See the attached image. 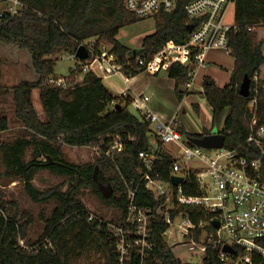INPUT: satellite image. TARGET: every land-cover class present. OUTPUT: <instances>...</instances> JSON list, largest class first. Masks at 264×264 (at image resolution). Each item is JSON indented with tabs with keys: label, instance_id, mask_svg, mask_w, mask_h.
Returning <instances> with one entry per match:
<instances>
[{
	"label": "trees",
	"instance_id": "1",
	"mask_svg": "<svg viewBox=\"0 0 264 264\" xmlns=\"http://www.w3.org/2000/svg\"><path fill=\"white\" fill-rule=\"evenodd\" d=\"M18 2L22 8L17 14L0 17V42L27 50L37 78L21 81L11 88L13 117L25 128V132L12 140L0 141V182L2 179L17 181L32 203L45 206L53 202V207L47 214L39 213L43 229L36 239L31 240L27 231L33 224V218L23 216L17 204L8 202L0 189V264H97L98 260H103V264H119L112 225L84 206L78 197V190L86 184L93 187L99 198L118 212L116 224L127 211L126 193L129 188L136 189V205L150 208L152 215L156 214L158 200L141 181L143 169L138 156L140 152L152 149L149 124L129 112L128 97L112 95L93 71H82L81 66L93 59L90 52L89 57L80 62L81 66L75 65L68 75L62 77L67 88L55 87L48 80L58 78L54 74L55 61L51 56L61 52L74 54L79 45L90 39H94L97 48L103 44L115 54L116 63L121 66L125 77L131 78L144 72V67L134 60V50L116 39L121 27L138 19L126 11L123 0ZM6 4L7 0H0V6ZM234 22L237 29L228 33L229 54L233 59L229 81L219 87L213 78L206 75L201 82V93L211 111L212 128L218 127L222 121L218 132L224 135L223 147L248 160L259 159L256 175L264 179V138L260 139L259 145L247 140L250 135L256 137L257 128L264 125V78L259 76L264 66V0H236ZM253 26L263 30L260 36L257 29L248 30ZM187 35L182 8L160 13L155 17V31L142 39L140 50L148 60L164 45L182 43ZM161 71L159 69L155 74ZM165 72L174 80V92L180 100L185 91L179 87L191 82V69L177 62ZM79 73L83 75L77 81ZM244 76L249 80L246 97L239 94ZM35 89L39 93L44 120L39 119L33 106L32 92ZM252 101L251 108L249 104ZM226 110L228 112L223 117ZM253 117L255 124L252 125ZM8 125V117L1 113L0 132L7 130ZM179 131L188 140L210 133L204 129L199 134H192L182 127ZM114 141L121 144V150L106 156L105 152ZM63 145L93 146L101 152V157L96 164L76 165L64 158ZM172 160L168 153L162 152V160L156 168L160 179L169 180ZM39 171L68 178L67 188L62 190L58 185L46 190L38 189L33 179ZM104 171L112 174L106 175ZM102 187L109 188L111 194L105 197ZM182 187L186 194H199L192 174ZM179 211L192 222L201 220L204 223L203 227L188 236V240L198 242L203 230L210 234L214 232L208 222L215 214L180 206L171 215ZM90 215L93 217L89 218ZM156 216L152 224V249L143 260L135 249H131L126 262L192 264L182 262L173 255L163 236L167 225L159 215ZM257 244L264 247V239L258 240ZM233 248L234 253L227 255V262H223L219 259V246L212 242L206 244L201 264H234L243 250L238 246ZM251 263L264 264V259L254 252Z\"/></svg>",
	"mask_w": 264,
	"mask_h": 264
},
{
	"label": "built area",
	"instance_id": "2",
	"mask_svg": "<svg viewBox=\"0 0 264 264\" xmlns=\"http://www.w3.org/2000/svg\"><path fill=\"white\" fill-rule=\"evenodd\" d=\"M235 1L123 0L126 11L137 19L155 18L160 13H170L182 8L186 26L193 25L182 43L164 45L148 60L145 53L139 50L133 53L135 62L144 67V71L156 73L177 62L187 66H201L211 50L230 53L228 33L236 30L237 25L234 15L233 21H229L227 15ZM21 8L18 0H7V7L0 10V17L7 14L13 16ZM255 29L256 26L248 27L249 31ZM90 43L87 44V49L93 54L92 61L101 64L104 74L124 76L121 66L116 63L115 54L107 46L102 44L97 48L94 40ZM67 55L66 57L76 59L74 54ZM48 83L61 89L67 88L63 78H50ZM191 83L192 80L185 87L188 89ZM148 102L149 97L144 94L130 99L139 117L149 124L152 132V149L140 152L138 156L143 169L141 181H144L146 189L158 200V205L156 214L152 215L150 208L135 204L136 189L127 190V211L119 224L112 225L113 236L117 239L119 264H128L126 260L131 249H135L141 260L152 249V224L157 219L156 215L167 225L164 237L167 231L174 229L175 233L187 239L194 230L203 227V221L192 222L182 211L172 216L171 213L180 206H190L215 214L208 223L213 226L212 244L219 246L220 261L227 262V255L230 254L222 251L224 245L242 248L243 254L236 258L234 264H252L251 254L254 252L264 259V247L257 244L258 240L264 239V179L256 175L259 159L248 160L236 151L224 147L205 149L192 144L180 133L175 117L169 121H161L150 109ZM250 104L253 106V101ZM251 124H255L254 117ZM261 138H264V125L257 128L256 137L250 135L247 140L259 145ZM169 144L181 150L179 156L173 153ZM113 150H121L118 141H114L105 155ZM162 152L173 158L169 166L168 181L160 179L156 171L162 160ZM190 162L193 164H188ZM191 174L199 194L189 195L183 190L182 183ZM174 176L181 178L176 185L171 181ZM92 217L90 215L89 218ZM214 222L218 223L217 228L214 227ZM186 242L196 244L192 240ZM199 248L204 252L206 247Z\"/></svg>",
	"mask_w": 264,
	"mask_h": 264
},
{
	"label": "rangeland",
	"instance_id": "3",
	"mask_svg": "<svg viewBox=\"0 0 264 264\" xmlns=\"http://www.w3.org/2000/svg\"><path fill=\"white\" fill-rule=\"evenodd\" d=\"M7 4L0 6L1 8H6ZM234 7L231 6L227 15L229 21H233ZM155 31V18H143L138 19L135 22L129 23L121 27L118 31L116 39L119 43L126 46L130 50L138 52L141 49L142 39ZM263 30L257 29L258 35H261ZM90 39L85 41L87 44L93 41ZM91 44V43H90ZM100 46V45H99ZM96 47V44H95ZM65 52L58 53L51 56L55 61L54 64V74L58 78H62L68 75L69 70L73 69L75 65L80 64L81 60L72 59ZM233 67V59L231 55L222 50H211L207 53L206 60L203 65L197 66V69H193L192 75V87L186 90L185 86H180L179 89L185 91V95L178 100L174 89L172 87V82L170 78L166 75L165 70L162 69L161 72L155 74L149 72L140 73L134 85L131 89L127 86L124 78L119 74H113L105 79V83L117 94L120 95L122 91L133 96L134 92L143 90L149 93V87L158 88L163 94H159L160 100L156 101V105L159 106V110L155 112L159 119L163 122L171 120L176 117L178 122L188 131H203L204 128L211 126V111L206 103V100L201 93V81L203 76H210L214 78L219 84H224L228 81L230 74V69ZM81 77V73L78 74ZM36 74L34 73L31 62L30 54L25 49H20L14 44H5L0 42V114H5L9 119L8 129L0 132V141L12 140L18 135L25 132V128L13 117L14 103L12 101L11 88L17 85L21 81H34L36 80ZM160 79H165L160 81ZM227 79V80H226ZM148 83L149 87H148ZM190 85V86H191ZM158 94V93H157ZM155 98H158L156 95ZM32 102L34 109L36 110L39 119L44 120L45 115L42 110L38 90H33ZM252 108V105H249ZM127 109L130 113L139 117V113L135 108L129 104ZM228 110L224 112L223 117L226 115ZM222 124L220 121L218 127L211 129L214 132ZM191 133V132H189ZM194 134V133H192ZM150 136V134H149ZM176 156H179L181 150L172 145H168ZM114 151V150H113ZM112 152V151H111ZM62 153L66 161L76 164L84 165L87 163H97V159L101 157V152L96 150L93 146H67L63 145ZM113 153V152H112ZM30 152H28L27 157ZM188 164H193L192 162ZM98 166V164H97ZM100 171V167H98ZM106 175L112 174V172L104 171ZM69 179L64 176H58L49 173L48 171H39L36 173L33 179V184L40 190H46L50 187H55L61 185V189L65 190L67 188ZM1 191L8 202L16 203L19 212L23 216H30L33 224L28 228L27 236L29 239H36L42 229L43 223L39 219V213L44 212L49 213L53 207V202L46 204L45 206L34 204L26 196L23 191L21 183L17 181L9 182V180H1ZM78 197L84 206L96 217L102 219L105 222L115 225L116 219L118 217V212L114 209L112 205H106L96 193V190L90 185H83L78 190ZM164 239L169 245L173 255L181 260L182 262L201 264L202 256L204 252L200 251V246L206 247V244L212 242L210 232L203 230L198 242L194 241L196 244L191 242H186L183 237L174 232V229L167 231ZM178 243V244H177ZM99 264H103V260H98ZM97 263V264H98Z\"/></svg>",
	"mask_w": 264,
	"mask_h": 264
},
{
	"label": "crops",
	"instance_id": "4",
	"mask_svg": "<svg viewBox=\"0 0 264 264\" xmlns=\"http://www.w3.org/2000/svg\"><path fill=\"white\" fill-rule=\"evenodd\" d=\"M78 65H80L81 66V63L80 64H78ZM82 67V71L83 72H85V71H87V70H91V71H93L100 79H101V81H102V83H103V85L108 89V91L112 94V95H114V96H119V94H117L116 92H114L113 90H111V88L105 83V79H107L108 78V76H110V75H106V74H104V72H103V68H102V66H101V64L98 62V61H91L90 63H88L87 65H85L84 67L83 66H81ZM190 69H191V71H192V75H193V69L194 68H196L197 69V66H195V65H189L188 66ZM230 71H231V69H230ZM144 72H146V71H144ZM144 72H142V73H144ZM148 74H151V73H149L148 72ZM82 75H83V73H81V77L80 76H77L76 77V80L77 81H80L81 79H82ZM139 75H140V73L138 74V75H136V76H134V77H131V78H127V77H125V76H122L123 78H124V81L127 83V86L129 87V89H131V87H132V85H134V82H136V80H137V78L139 77ZM229 76H230V74H229ZM261 78H264V66H262L261 67V69H260V75H259ZM204 77V76H203ZM213 77V76H212ZM211 77V78H212ZM168 79H169V77H168ZM171 79V78H170ZM203 79V78H202ZM162 80H165V79H160V81H162ZM171 80H173V79H171ZM213 80L215 81V83L217 84V86H219V87H223V86H221V85H223V84H219L214 78H213ZM227 80V79H226ZM228 81H229V77H228ZM228 81L224 84V85H226L227 83H228ZM202 82V81H201ZM149 84H151V83H148V87H149ZM172 84H174V85H172V87H173V89L175 88V83H174V80H173V82H172ZM192 87V85L190 86V88ZM145 88H147V87H145ZM145 88H144V91L143 90H139V91H136V92H134V94H133V96H131L130 94H128V93H126L125 91H122V93H120V95H124V96H126V97H128L129 98V100L131 99V98H133L135 95H140V94H144V95H146V96H148L149 97V102H148V105H149V107L153 110V111H157V110H159V106H157L156 105V101H158V100H160V97H159V94H162V96H164V94H163V89H162V91H160V90H158V88H153V87H149V93H146L145 92ZM190 88H186V90H189ZM185 90V91H186ZM190 91V90H189ZM201 91H202V88H201ZM187 92V91H186ZM33 93V92H32ZM158 93V94H157ZM156 95L158 96V98H155L154 99V97H156ZM131 104V103H130ZM132 105V104H131ZM157 113V112H156ZM175 119H176V117H175ZM177 120V119H176ZM177 123H178V125L180 126V127H182V128H184L179 122H178V120H177ZM221 127V126H220ZM219 127V128H220ZM219 128H217V131H218V129ZM204 129H208L210 132H211V129L209 128V127H205ZM184 130L185 131H187L188 133L189 132H191V133H194V134H199V133H201V131H199V132H195V131H188V130H186L185 128H184Z\"/></svg>",
	"mask_w": 264,
	"mask_h": 264
},
{
	"label": "water",
	"instance_id": "5",
	"mask_svg": "<svg viewBox=\"0 0 264 264\" xmlns=\"http://www.w3.org/2000/svg\"><path fill=\"white\" fill-rule=\"evenodd\" d=\"M193 25H188L186 26L187 31L190 32L192 29ZM135 53V51L133 52ZM75 58L79 60H86L89 57V52L87 50L86 45L81 44L78 46L76 49L75 53ZM249 93V80L247 76H244L242 79V82L239 86V94L243 97H246ZM118 107V106H117ZM116 108V106H115ZM189 141L197 145L199 147L205 148V149H219L222 148L224 145V135L219 133L217 130L214 132H210L209 134L203 135L201 137H192L189 139ZM52 161L50 160V163ZM171 181L173 184H178L181 181L180 177H172ZM103 194L105 197L109 196L111 194V190L109 188H101ZM214 227H218V223L214 222L213 223ZM222 251L225 253H234V248L229 246V245H224L222 247Z\"/></svg>",
	"mask_w": 264,
	"mask_h": 264
}]
</instances>
